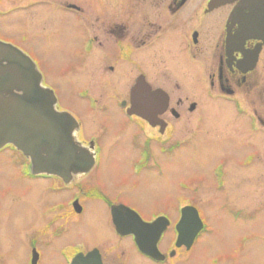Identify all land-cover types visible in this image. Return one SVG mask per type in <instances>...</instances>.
<instances>
[{
  "label": "flooded vegetation",
  "instance_id": "obj_1",
  "mask_svg": "<svg viewBox=\"0 0 264 264\" xmlns=\"http://www.w3.org/2000/svg\"><path fill=\"white\" fill-rule=\"evenodd\" d=\"M82 1L31 0L18 5L16 9L0 10V17L5 18L14 12L33 8L41 12L37 13L39 18L49 16V21L61 20L60 23L65 21L67 24L72 16L75 17V25L80 31L72 32L75 34L72 35V42L75 53L79 55L76 54L75 68L67 72L65 81L76 88L69 97L82 102L91 113L86 117L79 116L58 107L57 102L58 111L69 112L77 121L78 126L73 131L75 142L83 151L92 152L94 162L90 170L72 172L62 177L46 172L33 173L30 160L26 158V164H21V175L33 186V212L40 217V220L34 218L31 223L30 233L34 229L35 235H31L24 245H27V264H51L58 253L62 258L59 264H71L80 255L82 264H89L90 260L92 264H200L199 247L205 236L213 246L217 244V236L222 237L223 241L217 238L218 243L228 248L225 253H222L223 248L215 252L211 257L212 264H242V257L248 252V242H259V238L264 241V228L261 225L264 210L256 214V218L252 217L241 195L248 193L244 190V183L248 181L249 163L255 161V168L264 165V24L258 31H241L239 23L230 21L238 1L210 7L211 0H100L95 21L101 25L93 30L95 22H90ZM46 10L50 12L49 15L43 12ZM242 11L246 14V21H254L260 13L264 18V7L259 9L252 4ZM107 21L109 25L105 26ZM18 37L26 41L23 34ZM0 40L20 48L5 36H0ZM142 80L152 91H165L169 99L166 109L161 105L155 107L156 113L148 112L151 120L130 112L133 87ZM43 84L48 86L44 76ZM190 85L192 99L189 94L180 96L175 93L179 88ZM51 89L59 101L58 91ZM208 102L218 105L219 108L212 107L216 114L223 111V106L234 113L232 119L229 117L232 135L242 137L245 131L255 133L259 139L258 143H254L256 152L245 153L242 161L233 160L231 166H225V162L213 166L208 182L194 179L189 183L179 179L178 189L173 191L176 198L171 195L168 199L159 196L148 200L147 195L144 198L140 193L134 195L129 192L126 197L124 189L130 186L134 188L128 177L116 174L108 179L101 173L96 176L105 167L119 166L121 171L122 166L120 160L104 161L101 158L104 153L111 155L116 143H99L101 134L108 128L102 125L98 113L105 119L117 113L126 114L132 120L127 131L130 132L133 149L140 150V153L143 150V158L131 159L129 163L133 172L141 173L146 168H152V156H161L168 151L169 147L164 148L152 140L160 142L172 128L173 120H181L184 112L197 114L199 120L206 119L207 113L216 117ZM148 130L152 133L149 140L139 142L141 131L145 133ZM198 133L196 130L192 136L177 142L175 147L187 154L183 146L186 143L190 145L191 140H194L195 146ZM7 152L19 153L12 145L0 150V154ZM10 156L4 159L8 165L12 160ZM4 160L0 158V164ZM153 168H158L156 172H162L160 166L154 165ZM229 172L236 182L227 184L228 180H232L227 179ZM262 174L258 177L264 183L263 171ZM226 185L228 189L225 191L223 188ZM203 192L224 197L220 210L211 216L214 219L212 230L203 217L205 207L199 197ZM228 199L234 200L232 205ZM150 201H159L160 204L147 203ZM213 204L218 208L215 200L210 203ZM120 205L136 211L148 223L160 216L166 217L167 227L158 239L162 259H153L144 254L139 249L135 233L118 232L112 211ZM187 207L196 209L203 222L202 229L196 235L192 218L187 230L183 229V215ZM143 213L150 216L146 217ZM92 215L94 219L95 216L100 219L97 222L100 228L94 227L96 220L91 219ZM39 222L41 227L37 226ZM90 223L93 229L89 232ZM71 224L82 226L83 239L59 249L55 240L68 234L67 227ZM18 230V243L21 241L19 245L22 247V239L27 236L26 229L20 226ZM38 233H45L46 236L37 238ZM181 233L183 243L177 247ZM140 236L150 241L149 235Z\"/></svg>",
  "mask_w": 264,
  "mask_h": 264
},
{
  "label": "rangeland",
  "instance_id": "obj_2",
  "mask_svg": "<svg viewBox=\"0 0 264 264\" xmlns=\"http://www.w3.org/2000/svg\"><path fill=\"white\" fill-rule=\"evenodd\" d=\"M29 1L31 2V0H0V10L6 8H10L9 10L12 8L16 9L18 5H22V3L25 4ZM73 1L79 3L80 0ZM99 1L100 0L82 1V3L85 4L84 8H86V15L91 18L90 22H95L93 30L97 29V25H101L100 22L98 23L95 21L97 19V8H99L97 4ZM39 12L40 11L37 9L30 8L24 12H14L9 17H0V36H5L13 41L38 63L39 72L43 74L45 84L48 85L47 87L56 88L58 91V107L75 112L79 114V116H89L91 113L89 110H86L82 102L73 100L74 98L69 97V94L71 96V93H73L72 91H76V88L65 81L67 72H71L73 68H75L73 65L76 64V54L79 55L75 53L76 51L73 49L75 44L72 42V35H75L72 34V32L80 31L79 27L75 25V17L72 16L71 21L69 19L67 24L65 21L60 23L61 20L56 19V21H49V16L48 18H39L37 17V13ZM43 12L46 15L50 14L47 10ZM107 23L108 21L105 22V26L109 25ZM22 34L26 37V41L18 37ZM38 34L39 37H37ZM175 93L180 96L189 94L190 98H193L191 95V85L179 88ZM208 103H210L209 107L211 108H219L217 104ZM223 107V111L218 114H216L217 112H215L213 108L211 109L212 114L215 113L214 115H216V117H211L206 111V119L199 120L197 114L190 115L189 112H184V117L181 120H173L172 128L167 131L160 142L155 139L152 140L153 143H158V145L164 148L169 147L168 151L164 152L161 156H152V162L150 163L152 168H150V166V169L146 168V170H143L141 173L133 172L132 164L129 163L131 159L143 158V150L140 153V150L133 149V142L130 141V132L127 131L130 126L129 124H132V120L128 119L129 117L126 114L120 115L117 113L115 116L105 119V117L98 113L102 125L105 124L108 128L101 134L99 143L101 145H106L110 141L116 143V149L111 152V155L104 153L101 158H103L104 161L112 159L120 160L122 166L121 171H119V166H113V168L111 166L105 167L102 169L103 172H98L96 176L98 177V175H100L99 173L108 179L116 174L126 176L129 178L130 185H133L134 188L130 186L129 189L125 188L124 191L122 190L126 192L125 196H129L127 195L128 192L130 194L134 193V195L140 193L144 198L147 195L149 198L148 200H154L159 196L168 199L171 195L176 198V194L173 191L178 189L179 179L189 183L194 179L206 182L210 181L209 175L213 166L221 164L222 162H225V166H231L234 164V162H232L233 160L242 161L243 156L246 155L245 153L257 151V146L254 143L259 142L258 137H255V133L253 134L250 131L242 132V137L241 135H239L240 137L236 134L232 135L233 129L229 126V117L231 116L230 119H232L234 113L231 112V109H225V106ZM207 110H209V108ZM196 130L199 132V139L195 141L197 145L195 144V146H193L194 140H191L190 145L186 143V146L182 148L187 154L181 152L178 147H175L177 142L192 136L193 132L195 133ZM214 130L220 131L213 132ZM141 133L142 135L140 134L138 139L139 142L142 143L147 142L149 140V135H152L149 130L145 133L141 131ZM113 134V138L109 140ZM94 137L97 138V135ZM9 154L12 160L8 165L4 159H6V156H9ZM0 158L4 160L3 163L0 164V264H27V245H24L31 235H35L34 229L30 233L31 223L34 218L40 220L39 214L33 212V186L30 181L24 179L21 175L22 165L26 164L23 155H19L18 152H7L5 154H0ZM107 163L110 164V162ZM254 163L255 161L249 163L247 166L248 181L247 184L244 183V187H246L244 190L248 193L246 195H243L244 193L241 195L244 196V203H246L251 211L249 215L256 218V214L261 213L262 209L264 210V202H262V200H264V183L258 177L259 175L263 176L262 171L264 172V165L255 168L253 167L256 165ZM108 164L103 163L102 165ZM154 165L156 167H162V172H156L158 168H153ZM241 173L243 174V172ZM227 175V179H231L233 174L229 172ZM232 181L236 182L237 180L233 177L232 180H228L227 184ZM225 187L223 189L226 191L228 185ZM261 193H263V195ZM216 194H218V191H216ZM199 197L202 205L205 207V209H203V217L211 225L210 230H212L214 219L211 216H214L215 212L220 210V205L223 204L222 201L224 197L212 195L210 192H203L202 196ZM214 200L215 204H218V208L214 207V204L210 205ZM218 200L219 202H217ZM234 200L228 199V202L231 204ZM151 202L152 204H160L159 201H150L147 203ZM143 215L146 217L150 216V214L147 213H143ZM92 218L94 219L93 215L91 216V219ZM94 220H96L94 227L98 228L97 222L100 219H97V216H95ZM40 225L39 222L37 226L41 227ZM261 225L264 228V221ZM20 226L26 229L27 234V236L22 239V247L19 245L21 241L18 243L17 237ZM67 228L69 229L68 234L59 240H55V245L59 249L66 244L83 239V230L80 224H71ZM92 229L93 226L90 223L88 231L90 232ZM255 231L256 230H254V233ZM44 235L46 236L45 233H38L37 238L44 237ZM217 238L223 241L222 237L219 238L217 236ZM217 238V244L214 246L212 241L207 239L206 236L202 240L199 247L201 255L200 264H212L211 257H213L215 252L222 251V248L225 249L222 253L228 250L227 246L218 243L219 240ZM246 249L248 252L242 257V264H264L263 239L259 238V242L255 240L249 241ZM54 260L55 261H52L51 264H59L62 261L59 253Z\"/></svg>",
  "mask_w": 264,
  "mask_h": 264
},
{
  "label": "water",
  "instance_id": "obj_3",
  "mask_svg": "<svg viewBox=\"0 0 264 264\" xmlns=\"http://www.w3.org/2000/svg\"><path fill=\"white\" fill-rule=\"evenodd\" d=\"M235 1L211 0L210 7ZM252 4L260 9L264 7V0H239L232 10L230 21L239 23L241 31H258L264 24L263 13L254 21L245 20L246 14L242 10ZM41 81L42 74L30 56L14 45L0 41V149L7 144L14 145L31 159L34 173L47 172L66 177L72 172L90 170L94 157L92 152L83 151L75 142L76 119L68 112H58L54 92L42 86ZM131 98L130 112L149 120L152 117L148 112L156 113L155 107L161 105L166 109L169 103L165 91H152L143 80L133 87ZM112 212L119 232L135 233L144 253L155 259L163 258L157 244L167 227L166 217L147 223L125 205L116 206ZM183 217L185 231L190 218L194 222V235L202 229L203 222L196 209L187 207ZM141 234L149 235L150 241L143 240ZM182 238L181 233L176 246L182 245ZM81 257L77 256L72 264H82ZM92 263L90 260L89 264Z\"/></svg>",
  "mask_w": 264,
  "mask_h": 264
}]
</instances>
